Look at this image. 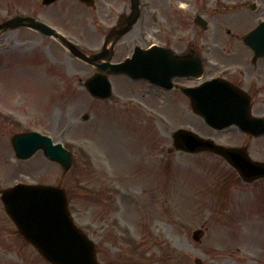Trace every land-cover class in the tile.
<instances>
[{"label":"rangeland","instance_id":"obj_1","mask_svg":"<svg viewBox=\"0 0 264 264\" xmlns=\"http://www.w3.org/2000/svg\"><path fill=\"white\" fill-rule=\"evenodd\" d=\"M65 1L44 14L71 31L82 48L100 47L106 33L93 29L97 12ZM209 1L217 10L206 16L207 31L194 24L198 8L167 23L178 45L216 38L219 51L245 48L238 55L246 61L253 53L241 39L264 20V0ZM252 1L259 5L256 12L242 6ZM40 2L0 0V21L41 13ZM230 4L237 9L227 11ZM130 35L119 42L114 62L133 49ZM219 56L229 65L238 60ZM96 71L35 30L17 28L0 36V189L19 182L63 187L71 214L96 243L100 264H196L197 258L203 264H264V179L245 184L209 152L167 153L174 131L186 127L222 144L247 146L254 159L264 161V136L254 139L236 127L214 131L180 91L158 96L147 82L125 74L109 76L112 98L94 99L83 86ZM28 130L63 143L74 156L72 169L64 172L42 151L29 160L16 158L11 139ZM198 228L206 231L199 242L193 239ZM31 247L0 199V264H47Z\"/></svg>","mask_w":264,"mask_h":264},{"label":"water","instance_id":"obj_2","mask_svg":"<svg viewBox=\"0 0 264 264\" xmlns=\"http://www.w3.org/2000/svg\"><path fill=\"white\" fill-rule=\"evenodd\" d=\"M33 26L41 31L51 33L43 25L34 22L27 18H15L0 25V31L17 26ZM263 40V41H262ZM261 41L263 43H261ZM245 42L257 51L258 55H263L264 49V23L245 36ZM262 47V48H261ZM75 56L82 57L86 61H93L91 58L83 55L78 50L69 46ZM97 55L96 57H99ZM114 69L113 73L123 72V65L111 66ZM137 77V76H134ZM106 78V77H105ZM96 81H88L87 87L97 97H107L111 94L110 84L106 81L104 89L99 91V88L94 86ZM99 83V82H97ZM235 93L244 95L242 91L234 86H230ZM218 95V93H214ZM211 96V95H209ZM230 99L233 94H228ZM226 101L220 99L210 98V108L205 113L214 127L223 128L231 125L232 122H225L218 124L219 115L224 110ZM249 100L247 101L246 115L241 122L234 121L241 125L246 132L261 135L264 133V121L258 125L259 130H253L252 119L249 111ZM230 114L225 116L224 120L234 118L235 106L230 107ZM199 112V111H198ZM252 121V122H253ZM244 122V123H243ZM26 135H16L13 138V145L20 158H29L33 152L38 149H44V152L54 161L60 162L65 171L72 166L71 155L65 151L60 150V146H52L49 139L42 138L38 135L31 137H24ZM176 146L178 149H183L187 152H199L201 150H211L224 158L239 171L245 182H252L260 177H264V164L254 162L250 159L245 150L233 149L214 144L213 141L204 140L194 133L186 130H180L176 133ZM39 137V138H36ZM2 200L6 205V211L18 225L21 233L38 248L41 254L52 264H98L93 243L73 225L68 214L67 200L64 191L50 186H32L20 184L14 188L2 192ZM204 232L198 230L194 237L196 240L203 236ZM198 264H202L197 260Z\"/></svg>","mask_w":264,"mask_h":264},{"label":"flooded vegetation","instance_id":"obj_3","mask_svg":"<svg viewBox=\"0 0 264 264\" xmlns=\"http://www.w3.org/2000/svg\"><path fill=\"white\" fill-rule=\"evenodd\" d=\"M105 1H109L105 3ZM112 0H95L94 5L91 7L92 13L96 14L95 19V30L98 34L104 31H109L107 37H109L110 32L116 28L117 24L125 19L128 14L132 11V0H119V3H112ZM140 2V18L138 23L140 24L139 31L137 34L133 35L135 42L144 43V39L151 37L154 39V43L159 46H165L167 48L173 49L178 54L181 55H194L196 54L201 59L202 56H208L212 53L216 58L219 59L220 53L226 54L227 57L238 58L236 61H232V64H226V61H221V66L226 70V74L231 78V80L238 86L246 90L252 96V108L258 106L264 108V59H256L253 53L252 56H247L246 61L239 57V53L246 51L245 48L234 49L232 52L228 48H224V51H219L220 47L219 40H214L209 42L205 40H189L184 45H178L176 40V33L173 28H169L167 23L172 20V16L177 14L176 5H180L185 2V5L191 7L193 5H201L203 0H139ZM63 0L60 6H55L48 10H56L62 8L65 4ZM181 8V7H180ZM100 13L106 17L100 18ZM93 14V16H94ZM113 14H118V19L115 20ZM60 24V23H59ZM59 24H55L59 27ZM116 26V27H115ZM103 34V33H102ZM238 42V41H237ZM243 49V50H242ZM250 50V49H248ZM238 53V54H237ZM203 61V60H202ZM230 61V62H231ZM204 65V62H203ZM208 75L213 76L212 72H207ZM175 86L171 89L174 91H180L182 93L183 86H197L202 83L194 77L187 78H177L173 82ZM193 83V84H192ZM157 95L163 92L164 88L157 86Z\"/></svg>","mask_w":264,"mask_h":264},{"label":"clouds","instance_id":"obj_4","mask_svg":"<svg viewBox=\"0 0 264 264\" xmlns=\"http://www.w3.org/2000/svg\"><path fill=\"white\" fill-rule=\"evenodd\" d=\"M180 7H181L182 9H186L188 6L185 5V4H180Z\"/></svg>","mask_w":264,"mask_h":264},{"label":"bare ground","instance_id":"obj_5","mask_svg":"<svg viewBox=\"0 0 264 264\" xmlns=\"http://www.w3.org/2000/svg\"><path fill=\"white\" fill-rule=\"evenodd\" d=\"M183 4V3H182Z\"/></svg>","mask_w":264,"mask_h":264}]
</instances>
